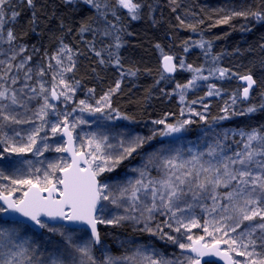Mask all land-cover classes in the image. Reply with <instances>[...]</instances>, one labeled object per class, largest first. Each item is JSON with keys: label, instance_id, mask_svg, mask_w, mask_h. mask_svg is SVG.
<instances>
[{"label": "snow or ice", "instance_id": "1", "mask_svg": "<svg viewBox=\"0 0 264 264\" xmlns=\"http://www.w3.org/2000/svg\"><path fill=\"white\" fill-rule=\"evenodd\" d=\"M65 3L71 4L73 0H64ZM86 5L95 9L101 16L105 17L107 13L102 10L101 4L97 0H82ZM174 2V0H173ZM12 3V0H0V43L13 45L16 36L11 29L5 33L6 10ZM119 7L126 9L135 20L139 18V10L142 7L140 3H134L133 0H116ZM20 6L35 9V0H20ZM151 7V6H149ZM107 8V5H104ZM21 13L15 9L11 11V21L15 22ZM115 15V12H113ZM243 17L245 19L253 18L258 23H264V6L259 10L234 11L231 16H227L219 20L218 24H227L233 17ZM179 19V18H178ZM36 20V13H32V23ZM111 27H115L110 21H106ZM183 24V21H181ZM88 24H83L80 32L89 30ZM195 30V29H193ZM104 35H110V32L105 29ZM204 46L203 43L200 44ZM116 48L120 47L119 37H117ZM159 48V45H157ZM27 51L26 47L20 46L17 51L14 47L9 50H0V55H6L7 59H0V130L6 124H22L30 123L31 120L19 119V113L14 114L15 107L24 108L25 102L21 99L24 94V88L14 89L6 87L3 83L10 77L12 69L15 67L17 71L24 70L28 62L31 61V56L24 57L19 64H14L13 61L18 56H22ZM187 51V48L185 49ZM73 50L67 45L51 56V60L56 62L59 71L56 72L52 79L55 81L59 77V84L62 90L56 91V84H53L51 97L59 99L61 96L65 100H70L69 92L73 91L72 86L63 78V74L71 72L75 67V61L72 56ZM100 56V52H96ZM69 61L68 66L64 65V59ZM166 71H175L176 65L172 64V56L165 55L163 57ZM104 61L101 60V63ZM116 64L119 65V58L116 59ZM180 67H184L183 61H180ZM51 69L52 65L49 64ZM190 71L200 72L201 69L188 66ZM220 77H225L228 69H218ZM31 68L25 71V81L31 79ZM123 75V73H121ZM135 75V72H130ZM37 75H45V70L40 68L37 70ZM233 75H235L233 73ZM196 79H207L203 76H195L188 84L177 85L178 88L191 87ZM240 79L246 81V86L243 88V98L248 99L250 90L256 85L251 74L241 76ZM18 83V77H11V84ZM24 87H27L25 83ZM120 88V83L117 82L115 92ZM208 95L219 94L214 93L213 86H209ZM36 92L35 88L31 89ZM48 89L44 84H40V92L45 93ZM91 91V90H90ZM19 93V95H18ZM264 96V93H261ZM31 99V97H29ZM105 102V106H110V94H105L101 98ZM180 100H184V93H180ZM235 98L233 103H235ZM100 101H97L99 104ZM196 103V101H193ZM80 104L84 107L81 111L88 110L90 112H103V107L92 108L81 100ZM54 107L49 104L48 97H44V104L36 113L40 119H43L47 113L45 109ZM264 108V103L260 105ZM257 110L256 106H251L247 109L248 113H253ZM227 112V108L224 109ZM183 114V110L181 112ZM193 115L198 113L193 112ZM202 120L203 116L200 117ZM228 116L221 119H228ZM127 119V117H125ZM154 124H164L167 131L161 132L160 135H169L174 132H180L187 124L192 123L191 120H184L177 125L165 124L164 120H154ZM63 134L68 137L67 147H57V152H70L72 160L64 165L49 164L50 171H44L43 176L35 175L30 178L15 179L3 175L0 172V179L9 180L13 185H19L27 189L23 192L20 199H12V193L4 195L0 192V200L6 205L0 206V213L13 212L27 218L34 225L41 229H47L49 232L59 233L67 240V244L71 251L65 249L64 253H57L54 256L41 259L30 252L27 240H21L19 227L0 228V264H97L95 257L92 255L94 245L101 244V236L97 230L98 223H107L118 225L125 219H137L134 216H117L110 220L101 219L98 212L104 211V205L101 201H107L116 207H121L122 201H131V208L135 210L138 204H142L143 211L148 213L146 220L152 219L154 211L167 210L171 213L170 219H175L178 225L173 230L177 233L184 228L186 231H191L193 227L201 225L191 219L188 223L177 216V212H183L185 209L180 207V203L184 202L187 208L192 205L184 200L185 197L191 196L193 201L210 199L212 205L204 210L212 218L205 220L203 232L211 237V241H207L205 236H199L195 239L192 235L187 236V240L191 243H180L171 235L163 233V229L157 226V231L161 234V239L167 238L174 244H178L179 248L191 255L183 256L182 259L169 260L158 253L153 252L151 255H144V259L148 264H201L205 256H220L225 260V264H264V133L258 130H252L245 134L240 132L239 135L243 139L246 136V141L243 144V149L234 152L231 156L224 155L223 145L217 141L216 146H209L207 155L212 157L211 160L201 162L199 156H193L189 161H179V154L175 156H165L161 153L151 154L147 162L140 169H134L139 172V179L128 181L125 186H110L107 183H102L98 180L104 172H112L122 163L123 160L132 156L138 148L145 143V138L136 136L125 142L121 141L120 147L122 151L118 155L105 154L104 147H112L107 144L108 137L101 136L99 139L95 135L90 137L87 144L93 151L83 152L72 148V132L69 130L67 115L63 119ZM75 124L71 127L74 129ZM41 128L34 129L27 137V144L16 145L12 143V137L7 133H3L0 142L6 143L8 146L3 149L4 152L15 153L17 155L32 152L35 149L36 155H42L44 150L48 149V145H44L43 149L37 148V137ZM60 131V125L54 124L51 126V132L56 134ZM155 134V133H154ZM16 136L20 132L15 133ZM226 135V134H225ZM151 139V137L147 138ZM191 151V149H189ZM204 154L201 153L200 156ZM2 158V157H0ZM99 161V162H97ZM179 161V162H178ZM31 163V162H26ZM191 164L192 167L188 168ZM198 165V167H197ZM155 167L158 170L163 169V175L160 178H152L149 175V167ZM184 170V171H181ZM17 171H20L17 169ZM41 170L35 169L36 173ZM59 173V175H57ZM225 189L226 191H219ZM14 191V190H13ZM44 193H47L45 196ZM99 205V208H98ZM128 209L126 208L125 211ZM47 217L50 220L65 221L69 223H80L87 225L91 230L89 240L83 244H77L72 240L70 235L62 226L49 225L45 223L41 217ZM143 217V212L141 213ZM249 223L243 231H238L242 228L245 222ZM172 227L171 224L167 225ZM144 230L152 235H157V231H153L147 223L144 225ZM236 233L235 236L232 234ZM227 245L225 250H221V245ZM138 254L139 253V250ZM243 257V260L234 259ZM100 264H118V261L108 255H105Z\"/></svg>", "mask_w": 264, "mask_h": 264}, {"label": "trees", "instance_id": "2", "mask_svg": "<svg viewBox=\"0 0 264 264\" xmlns=\"http://www.w3.org/2000/svg\"><path fill=\"white\" fill-rule=\"evenodd\" d=\"M97 2L107 13L106 18L82 0H73L71 4L64 0H35V9L20 6V0L14 1L12 6L21 15L9 23L8 29L14 32L16 43L36 48L43 57L52 56L62 45L71 48L75 67L63 78L75 89V99L90 96L102 100L105 94H110V106H105L98 115L112 125L141 127L154 120H164L165 124L178 126L186 113L194 109L203 114L204 119L192 116V123L180 133L188 139L222 141L224 131L234 128L264 133V108H260L264 103L261 95L264 93V23L239 16L227 24L217 23L234 11L259 10L264 0H133L142 5L139 18L135 20L117 5L116 0ZM33 11L36 13L34 24ZM83 24H88L89 30L80 32ZM105 29L110 35H104ZM117 37L119 48L115 47ZM96 52H100V56ZM165 55L172 56L178 65L174 76H166L162 71L161 58ZM180 61L184 63L183 68H180ZM189 65L201 71H190ZM221 68L229 70L225 77L219 75ZM248 74L257 83L248 101L244 102L237 78ZM195 76L207 77L195 80L200 88L193 90L196 84L186 89L175 86V82L185 85ZM117 82L120 88L110 93ZM210 85L218 95H208ZM181 92L184 93L183 101L180 100ZM251 106H256L257 110L248 113ZM224 116L229 118L221 119ZM149 146L137 149L129 161L115 168L114 174L121 176L132 161L140 164ZM133 222L135 220L127 219L118 227L98 224L101 236L98 247L108 248L117 257L118 264L144 263H119L123 258L117 237L149 241L157 253L169 260L187 256L171 241L161 239L157 227L151 228L157 231V235H152L133 226ZM98 247L93 250L95 255L101 256ZM31 252L37 256L35 249Z\"/></svg>", "mask_w": 264, "mask_h": 264}, {"label": "rangeland", "instance_id": "3", "mask_svg": "<svg viewBox=\"0 0 264 264\" xmlns=\"http://www.w3.org/2000/svg\"><path fill=\"white\" fill-rule=\"evenodd\" d=\"M14 1L19 0H12V2ZM13 9H15V7L12 6L11 3L6 10L5 19L7 22L5 24V33L9 28V23H11L10 17L11 11ZM20 46L24 45H20L16 42H14V44L11 46L6 43H0V50L7 52L10 47H14L18 51ZM26 49L27 51L23 53L22 56H18L17 59L13 61V63L19 64V62L26 56H31V61L27 63L24 70L17 71L14 67L10 73V77L3 83L6 87H11L17 90L22 87L24 88V94L21 96V99L25 102L26 106L24 108L15 107L14 114L19 113V119L31 120V122L22 124H6L3 129L0 130V139H2L3 133H7L9 137L13 138V144L24 145L28 142V135L34 129L42 127V130L37 137L36 147L43 149L44 145H48V149L44 150L42 155H36L35 149H33L32 152L17 155L15 153L4 152L3 149L8 145L6 143L0 142V157H2L0 158V172H2L3 175L15 179L30 178L35 175H40L42 177L44 171H50L49 164L55 163L62 166L65 163H69V159L63 155V152L55 151L57 147L65 146L64 140L60 137L61 129L64 126L63 119L65 115H67L69 130L72 132L76 150L83 152L93 151V149L90 148L87 144L88 139L93 135H95L97 139H99L101 136H107V144H110L112 147L105 146L104 152L105 154H112L114 156L118 155L122 151V148L120 147V143L122 140L127 142V140L130 138L140 136L145 138V143L142 147L150 144V146L146 150V157L145 159L141 160L140 164L132 161L126 167L125 172H123L121 176L115 175L114 171H112L104 172L101 174V176L98 177V179L102 183H107L110 186H125L128 184V181H135L136 179H139V172L134 171V169L142 168L143 165L147 162L148 157L153 153H161L165 156H175L176 154H179V161H189L193 156H199L201 162H206L212 159V157H209L207 155L209 146H216V143L217 141H219V139H209L207 141L188 139L186 135L180 134L181 131L174 132L169 135H160L161 132L167 131V129L163 128V124H154L153 122H149L145 126L141 127H130L121 124L112 125L108 121L99 117V112H90L88 110L81 111V108L84 107L80 104L81 100L85 101V104L91 106L92 108H104L105 102L103 100L92 99V97L90 96L75 99L74 96L76 91L73 87V91L68 93V95L71 97L70 100H65L62 96L59 99L52 100L50 93L53 84H56V91L58 93L62 90V86L59 84V77H57L55 81L52 79L53 75L59 71L56 62L54 60H51V56H41L36 48L26 47ZM59 49H57L53 55H55ZM0 59L6 60L7 56L0 55ZM49 64L52 65L51 69L48 68ZM68 64L69 61L65 58L64 65L68 66ZM27 68L32 69L31 79L25 81V71L27 70ZM40 68H43L45 70V75H37V70ZM11 77H18V83L12 85ZM25 83H27V87H24ZM41 83L44 84L46 89H48L47 92H40ZM194 84H196V87H194L193 90L200 88V85L198 83ZM177 85H179L178 82H175V86ZM32 88H35L36 92H32ZM45 96L48 97L49 104L54 107L45 109L47 115H45L43 119H40L39 116L36 115V113H38L40 108L43 106ZM29 97H31V99H29ZM97 101H100V103L97 104ZM203 110L202 113L204 112ZM193 112L196 113L194 109L188 111L183 121L192 120ZM198 115L200 117H204L203 114ZM54 124L60 125V131L56 134H53L51 132V126ZM72 124L76 125L74 129L71 127ZM17 131L20 132L19 136L15 135ZM240 132H244L245 134L250 133L243 129L235 128L230 130L227 129L224 131L223 140L219 141L220 144L223 145L224 155L231 156L234 152L243 149V144L246 141V136L242 139L239 135ZM149 137H151V139H147ZM189 149H191V151H189ZM201 153H203L204 155L200 156ZM125 161H129V157L122 162ZM191 167L192 165L189 164L188 168ZM36 168H39L41 171L39 173H36ZM17 169H19L20 171H17ZM148 171L149 175L152 178L158 179L163 175V169L158 170L157 168L152 166L149 167ZM57 175H59V173H57ZM6 190H10L14 197V200H16L22 198L23 192L26 190V188L19 185H13L9 180L0 179V192L9 194L5 192ZM219 191L223 192L226 190L220 189ZM184 200L187 201V203L191 204L192 207L187 208L186 204L184 202H181L180 207L184 208L185 210L183 212H177V216L182 218L185 223H188L191 219H195L201 225L200 227L191 228L190 232L186 231L184 228H181V231L179 233L175 232L173 229L178 225L175 223L174 218L170 219L171 213H168L166 209L154 211L151 214L152 219L146 220L145 218L148 216V213L143 211L142 204H138L137 208L133 210L131 208V201L128 200L122 201L121 203L123 206L121 207H116L115 205L107 201H101V204L104 205V211L102 213L98 212L97 215H99L100 218L104 220H110L117 216H134L137 219H135V222H133V226L138 227L139 230L144 229L145 223H147L150 228L159 226V228L163 229V233L175 237L180 243H191L187 240L188 235H192L194 239L199 236H205V239L207 241H211V237H208L203 232V225L205 220H209L212 218L204 210L206 207H210L212 205V201L210 199L193 201L190 195L188 197H185ZM126 208L128 209L127 211H125ZM142 212L143 217L141 216ZM1 215L2 213H0V228L10 229L13 227H19V239L27 240V246L29 247L30 252L35 249L39 258L44 259L49 256H54L57 253H64L65 249L71 251L67 244L66 238L64 236H61L58 232H49L47 229H41L40 232H36L33 228L24 223L4 221ZM160 217L162 218V220L160 219ZM126 221L127 219L122 220L118 225H111L107 223L99 224L118 227L121 226L122 222ZM249 223L255 222L246 221L242 228L238 231H243L245 226H247ZM168 224H171L172 227H168ZM63 229L66 231V234L70 235L72 240L77 244L86 243L90 238V235L87 231L70 229L67 227H63ZM232 235L235 236L236 233H233ZM117 242L122 249L120 257L123 258V260H121L119 263L140 261L144 264H148V262L144 259V255H151L153 254V252L157 253L153 249L149 241H140L136 238L131 237H117ZM175 245L178 249H180L178 244ZM93 247H95V245ZM98 248H100L101 256L95 255V252L92 248V255L95 257L97 264H100L101 260L103 261L105 255L111 256L115 259L117 258L105 246H100ZM226 248L227 245H221L222 250H225ZM137 250H139V253L141 254H138ZM158 254L165 258L164 255H161V253ZM232 255L236 260L244 259L243 257H236L234 256V254Z\"/></svg>", "mask_w": 264, "mask_h": 264}, {"label": "water", "instance_id": "4", "mask_svg": "<svg viewBox=\"0 0 264 264\" xmlns=\"http://www.w3.org/2000/svg\"><path fill=\"white\" fill-rule=\"evenodd\" d=\"M168 56H170V55H168ZM163 57L161 58L162 71L164 72V74L166 76H169V77L174 76V74L177 71V65H176V62H175L174 58L171 61V63L176 65L175 71H166L165 70V62H164ZM240 77L237 78V83L241 86V96L240 97H241L242 101L246 102V101H248V99L250 97L251 91L255 88L256 85H254V87L250 90L248 99H244L243 98V88L246 86V81L240 79ZM52 100H54V99L52 98ZM63 127H62L61 132H60V137L64 140V143H65L64 147H67L68 146L67 145L68 137L63 134ZM72 139H73L72 148L76 149L73 135H72ZM63 155L66 156L69 159V163H70L71 160H72V154L70 152H63ZM25 191H27V189ZM3 194L4 195H8V194H5V193H3ZM44 195L46 196L47 193H44ZM11 198L14 199L13 195L11 196ZM0 206L6 207V205L3 204L2 200H0ZM98 208H99V205H98ZM1 217H2V219L4 221L21 222V223H24V224L28 225L29 227L33 228L36 232H40L41 231V228H39L38 226L34 225L31 221L27 220V218L20 216L18 213L5 212V213H2ZM41 219L45 223H47L49 225H55V226L60 225V226H64V227H67V228H70V229L84 230V231H87L89 233V235H91L90 228H88V226L84 225V224L69 223V222H65V221H60L59 219L50 220L47 217H43V216L41 217ZM97 230L99 232V225L98 224H97ZM95 246L98 247L99 245H95ZM185 254L191 255V253H186V252H185ZM207 263L225 264V260L222 259L220 256H205V257H203V259L201 261V264H207Z\"/></svg>", "mask_w": 264, "mask_h": 264}]
</instances>
